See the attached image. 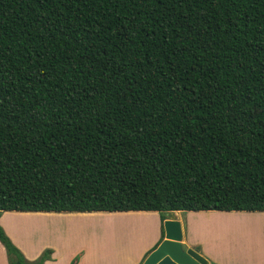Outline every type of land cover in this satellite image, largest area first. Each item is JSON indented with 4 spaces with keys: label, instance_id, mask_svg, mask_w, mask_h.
<instances>
[{
    "label": "trees",
    "instance_id": "16d2710c",
    "mask_svg": "<svg viewBox=\"0 0 264 264\" xmlns=\"http://www.w3.org/2000/svg\"><path fill=\"white\" fill-rule=\"evenodd\" d=\"M2 211H264V0H0Z\"/></svg>",
    "mask_w": 264,
    "mask_h": 264
},
{
    "label": "rangeland",
    "instance_id": "374dc122",
    "mask_svg": "<svg viewBox=\"0 0 264 264\" xmlns=\"http://www.w3.org/2000/svg\"><path fill=\"white\" fill-rule=\"evenodd\" d=\"M252 214L254 213H236V215H228L226 213H217L216 211L212 213L205 212L199 215H189L188 211H182L180 213L182 218V223L184 226V231L188 239L190 237V233L195 234L197 239L203 241L200 242L199 240H197L195 244L200 249L204 246L206 249L208 248L213 249L212 250L213 253L223 254L231 259L233 257H236L237 255L238 257L254 256V255L264 256V230L261 231L254 230L251 234H249V236H247L246 241L236 242L235 240L240 239V237H238L237 234H242L241 238L245 237L247 233V228H244L243 230L242 228H236V226L231 227L230 226L231 224H227L226 221V219L236 218V217L243 219H251L248 220L249 223L253 222L254 220L264 221V216H257ZM75 219H69L66 217H54L47 219L44 218L41 221H39V222L54 223L55 228L52 229L53 236L52 238L49 236L47 240H50L57 245H60L63 252L62 255L64 253H67L68 251L73 250L76 247V244L79 243L80 245H83L82 243H85L89 240L103 243L99 245L95 244V247L93 249V253H98L103 256L101 258H109V257L113 259L124 258L126 256H131V255L137 256L140 253L141 255H145L147 251L150 249L148 245H150V243L152 242L151 234L153 233V226H150L148 223V221L151 220L150 216L140 217V216H131V215L129 216L117 215V216H109V217L107 216V217H99V218L96 217L95 219L85 218L83 221L78 219L82 221L81 223H79ZM158 219L160 223L161 222L160 216L158 217ZM123 220L126 222H135L134 225L135 227L132 228L130 225L124 227L119 226L118 223L120 221L122 222ZM137 220H141L145 222V224ZM32 221H34L32 217H27L25 219L20 220L21 223H24L27 226H30ZM110 222L111 223L116 222L114 224L115 228L109 227V225L107 224L108 225V231H107L105 225L106 223H110ZM224 225L230 226V228L236 231L235 234L236 233L237 234L235 238L224 237L223 233L216 232L215 234V230L223 227ZM60 226L68 227L66 229L67 232L61 230L62 233H59L57 230H60ZM73 226L76 227L74 229L75 234L70 233V227L73 228ZM119 227L123 228V230H116ZM130 229L131 231H129ZM159 230L160 233L162 234V223L161 225H159ZM31 231L32 230L28 229L27 234L25 235V238H27V242L30 241L32 237L33 238L35 237L32 236ZM57 233L60 235V237H58ZM69 233L72 235L74 234V238L70 237ZM45 239L46 237H43L42 241H44ZM47 248L51 249V247H45L39 256H41L44 250ZM82 252L83 251L81 250L79 253H77L73 257L70 264H77ZM98 254H96V256H99Z\"/></svg>",
    "mask_w": 264,
    "mask_h": 264
},
{
    "label": "crops",
    "instance_id": "0c3cea01",
    "mask_svg": "<svg viewBox=\"0 0 264 264\" xmlns=\"http://www.w3.org/2000/svg\"><path fill=\"white\" fill-rule=\"evenodd\" d=\"M182 211H173L169 212V214H173L174 218L178 220L181 224L182 228V245L184 248H195V244L197 242V237L195 234L190 233L189 239L187 238L184 226L182 223L181 213ZM212 213L215 211H188L189 215H199L201 213ZM217 213H226L228 215H236V213H254L252 215L257 216H264V211H216ZM105 215V216H104ZM150 216L151 220L148 221L150 226H153V233L152 235V242L148 247L150 248L145 255H131L126 256L124 258H101L102 255L98 253H93V249L95 247V244H103L102 242H94L93 240H89L85 243H82L83 245H80L79 243L76 244V247L68 251L67 253H64L62 255V249L60 245H57L53 243L50 240H47L50 236L52 238L53 231L52 229L54 227V223L52 222H39L44 218H54V217H66L69 219H75L79 223H81L85 218H91L95 219L96 217H109V216ZM154 215V216H153ZM242 215V214H240ZM153 216V217H152ZM27 217H32L34 221L31 222L30 226H27L24 223H21L20 220L25 219ZM159 213L156 211H113V212H105V211H93V212H54V211H2L0 214V225L4 229L5 233L8 235V237L11 239V241L14 243L16 247L20 249V251L23 253L24 257L27 260L33 261L37 259V257L41 254L43 249L45 247H51L53 250L51 253V258L44 261L43 264H70L73 257L79 253L81 250L83 251L80 259L78 260L77 264H142L145 257L160 243L161 239V233L159 230V225H161V222L159 223ZM82 221H80V220ZM230 220H237V222L240 223H231L230 226H233L236 228H247L246 236L242 237V234H237L240 239L235 240L236 242H244L247 239V236L251 234L254 230L261 231L264 230V223H255L254 221H262V220H254L253 222L249 223L248 220L251 219H243V218H229ZM247 220V221H246ZM245 221V223H244ZM88 222V221H87ZM242 222V223H241ZM89 223V222H88ZM242 226V227H240ZM58 228V227H56ZM68 227L60 226V230H57L59 233H62L61 230L66 231ZM76 227L73 226V228L70 227V233L75 234ZM28 229L32 230V237L30 241L27 242V238H25V235L27 234ZM217 230V229H216ZM215 230V234H216ZM239 230V229H238ZM250 230V231H248ZM70 237L74 238V234H70ZM235 235L225 234L223 233L224 237L227 238H235ZM58 237L60 235L57 233ZM46 237L44 241H42V238ZM219 239V238H218ZM251 239V238H250ZM200 242H203L199 240ZM222 241V240H220ZM224 242V241H222ZM29 245V246H28ZM80 245V247H79ZM204 245V244H203ZM213 249H206L204 246L201 248L200 254L207 259V261H211L215 264H264V256L262 255H254V256H241L228 258L227 256L223 254H216L212 252ZM98 254L99 256H96ZM143 256V257H142ZM0 264H8L7 256L5 249L3 245L0 243Z\"/></svg>",
    "mask_w": 264,
    "mask_h": 264
},
{
    "label": "water",
    "instance_id": "95a60500",
    "mask_svg": "<svg viewBox=\"0 0 264 264\" xmlns=\"http://www.w3.org/2000/svg\"><path fill=\"white\" fill-rule=\"evenodd\" d=\"M164 237L142 264H209L196 248H184L182 228L173 214L163 221Z\"/></svg>",
    "mask_w": 264,
    "mask_h": 264
},
{
    "label": "bare ground",
    "instance_id": "6f19581e",
    "mask_svg": "<svg viewBox=\"0 0 264 264\" xmlns=\"http://www.w3.org/2000/svg\"><path fill=\"white\" fill-rule=\"evenodd\" d=\"M137 221H141V220H137ZM226 221H227V224H231V223H239V222H237V220H230V219H226ZM225 221V222H226ZM143 224H145V222H143V221H141ZM224 222V223H225ZM257 222H259V223H264V221H257ZM257 222H255V223H257ZM116 222H110V223H106V229H107V231H108V225H109V227H114V224H115ZM108 224V225H107ZM119 226H121V227H124V226H128V225H130L132 228H134L135 226V222H126V221H120L119 223ZM89 225V224H88ZM121 227H119L118 229H116V230H123V228H121ZM228 227V228H227ZM232 227V226H231ZM115 228V227H114ZM131 228V229H132ZM131 229L129 230V231H131ZM135 229H137V228H135ZM90 230H91V228H90ZM115 230V231H116ZM89 232V231H88ZM216 232H218V233H225V234H230V235H235V230H233L232 228H230V226H226V225H224L223 227H221V228H219V229H217L216 230ZM133 233V232H132ZM86 234V233H85ZM90 234V233H89ZM89 234H87V235H89ZM91 236V235H90Z\"/></svg>",
    "mask_w": 264,
    "mask_h": 264
}]
</instances>
